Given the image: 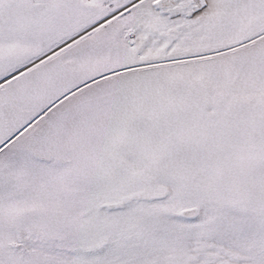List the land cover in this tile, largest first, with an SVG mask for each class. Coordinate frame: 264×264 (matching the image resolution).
Instances as JSON below:
<instances>
[{"label":"snow or ice","instance_id":"snow-or-ice-1","mask_svg":"<svg viewBox=\"0 0 264 264\" xmlns=\"http://www.w3.org/2000/svg\"><path fill=\"white\" fill-rule=\"evenodd\" d=\"M0 264H264V0H0Z\"/></svg>","mask_w":264,"mask_h":264}]
</instances>
